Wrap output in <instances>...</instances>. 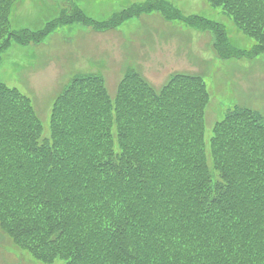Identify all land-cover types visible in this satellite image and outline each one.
Listing matches in <instances>:
<instances>
[{"label":"rangeland","instance_id":"obj_1","mask_svg":"<svg viewBox=\"0 0 264 264\" xmlns=\"http://www.w3.org/2000/svg\"><path fill=\"white\" fill-rule=\"evenodd\" d=\"M78 1L87 15L86 26L77 24L70 33L67 27L61 26L62 30L50 33L47 38L50 46L45 50L60 60H47L44 53L41 55L45 58L43 61L35 60L32 64L33 71L15 73L23 78V84L31 91L38 111L35 115L44 123L43 133L33 148L40 149L41 139H52L49 114L53 98L68 77L72 80L79 73L100 70L101 74L97 76L103 80L104 90L100 92L98 105L105 111L109 105V112H116L119 116L123 105L124 119L119 138H130L129 142L139 145L134 162L154 174L157 183L154 184L152 179L140 190L137 180L128 178L136 175L137 170L125 171L124 175L115 169L94 173L81 170L77 172L80 179L72 180L75 184L56 186L64 209L82 217L85 231L94 230L93 222L85 219L90 217L99 223V231H117L122 234L124 242L133 244L136 241L135 244L142 247L147 244V235H151L150 222L157 219L173 200L196 203L191 191L202 188L208 204L220 197L223 216L230 218L244 213L242 220L248 222L246 213L255 215L264 242V137L243 126L245 112L235 113V110H245L264 116V39L251 28V24L244 27L251 36L245 34L232 15L221 6L213 8L207 0L168 1L178 3L188 12L206 14L212 17V21L217 19L225 23L230 40L243 52L248 50L250 55L224 58L213 46L216 33L214 36L206 31L201 34L189 32L188 25L166 19L156 11L134 16L118 30L98 31L93 28L97 20L109 17L113 10L123 11L132 4L147 0ZM74 2L2 0L0 13L7 12L4 17H11V29L16 30L24 19L36 21L37 17L46 14L45 22L51 21L63 9H70ZM136 8L129 10L133 12ZM71 13L74 10L71 9ZM17 47L19 45L12 41L8 48L11 50L0 49V63L9 59L12 52L19 57ZM117 54L124 55V60L119 62ZM6 66V63L0 65V82L14 86L18 83L16 76H11L12 70ZM193 72L204 75V78L189 83L188 88L193 91H185L182 101L186 97L191 100L186 113L192 109L196 116L191 121V129L183 132L177 143L171 134L179 131L181 124L179 118L168 111L167 103L170 102L174 112L185 109L178 104L179 91ZM120 79H124L125 86L119 91L116 84ZM200 87L205 95L195 91ZM48 93L53 99L50 105L44 102ZM154 94L153 102L151 96ZM164 94L167 96L159 106L157 99ZM157 110H162L158 132L146 139L131 137L125 125L138 133L151 129L155 123L150 114ZM116 160L123 164L129 161L124 158L123 151ZM58 216L48 215L41 208H31L21 220L26 228L7 234L0 225V264H65L68 261L65 251L72 242L70 238H61L56 246L35 252L21 247L24 240L30 239L31 224L36 221L46 224ZM242 237L256 241L249 234H242ZM112 261L113 257H107L103 263Z\"/></svg>","mask_w":264,"mask_h":264},{"label":"trees","instance_id":"obj_2","mask_svg":"<svg viewBox=\"0 0 264 264\" xmlns=\"http://www.w3.org/2000/svg\"><path fill=\"white\" fill-rule=\"evenodd\" d=\"M207 1L213 8L221 6L232 15L245 34L251 36L244 29L251 24V28L264 39V0ZM130 6L129 9L134 6L137 8L133 12L129 9L118 12L113 10L114 13L109 17L100 16L103 19L94 22L93 28L98 31L118 30L132 17L156 11L166 19L183 25L214 31L215 48L223 57L230 59L250 55L248 50L243 52L231 42L229 30L223 22L212 21V17L208 18L206 14H189L178 3L168 0H147ZM83 7L75 0L70 9H63L51 21L45 22L46 14L44 17H37L36 21L24 19L16 30L11 29V17H4L7 12L3 15L0 13V49L8 52L13 48L8 49L12 41L19 45L15 48L19 57L12 52L11 57L1 61L0 65L6 63V68L9 67L12 72L33 71L32 64L35 60L43 61L45 58L41 55H49L45 50L47 43H44L49 33L62 30V27H67L70 33L77 24L88 23ZM71 9L74 13H71ZM90 75L92 74L87 72L72 79L56 98L50 121L52 139H41L40 149L33 146L38 144L36 140L43 133L44 123L35 115L28 100L14 95L19 92L18 87L0 82V191L3 188L0 197V225L4 232L12 234L18 228H26L21 222L24 215L31 208H41L48 215L59 216L46 224L38 221L31 224L30 239L24 240L21 247L35 252L56 246L61 238H70L72 242L65 251L68 259L65 264H106L103 262L107 257H113L110 264H264V242L261 240L255 215L246 213L248 222L242 220L245 218L244 213L234 214L230 218L223 216L220 197L208 204L202 188L191 191V196L197 199L196 203L188 202V205L182 199L173 200L157 219L150 222L151 235H147V244L142 247L136 245V241L133 244L124 242L122 234L117 231H99V223H95L90 217L85 219L93 222L94 230L85 231L82 217L64 209L56 186L75 184L72 180L80 179L77 172L81 170L86 172L87 169V172L94 173L115 169L123 175L125 171L137 170L136 175L128 178L136 179L140 190L152 179L154 184L157 183L154 174L134 162V158L138 157L139 145L129 142L130 138H119V134L115 140L109 121V113H112L109 112V105L107 111L98 105L100 92L104 90L103 80ZM192 77L197 81L201 80L199 76ZM123 80L121 87L125 86ZM185 91L193 90L184 84L179 91L178 104L185 109L174 112L170 102L167 103L168 111L178 117L181 124L180 130L171 134L173 141L177 143L181 141L183 132L191 129L194 116L192 109L186 113L191 100L186 97L182 101ZM195 91L204 94L201 87ZM151 97L154 102L156 95ZM157 100L160 106L162 100ZM119 111L123 121V105ZM161 111L150 114L155 123L151 129L140 130L138 133V130L133 131L125 125L130 136L146 139L156 134ZM238 112H245L244 127H250L255 134L264 137L263 115L235 110V113ZM122 151L124 158L129 160L126 164L116 160V156ZM158 196L159 193L157 198ZM191 208L194 212H191ZM242 234H249L256 241H248Z\"/></svg>","mask_w":264,"mask_h":264}]
</instances>
